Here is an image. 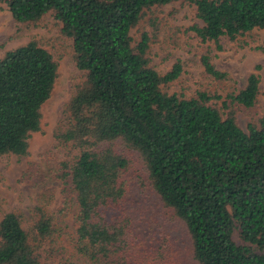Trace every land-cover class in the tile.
Masks as SVG:
<instances>
[{
	"label": "trees",
	"instance_id": "obj_1",
	"mask_svg": "<svg viewBox=\"0 0 264 264\" xmlns=\"http://www.w3.org/2000/svg\"><path fill=\"white\" fill-rule=\"evenodd\" d=\"M0 1L18 22L36 23L52 12L84 73L58 139L79 150L62 162L61 176L69 185L66 208L75 195L76 250L87 264H168L171 257L149 252L134 231L128 206L133 162L116 144L139 154L165 207L186 224L199 264H264V116L244 130L233 108L257 103L259 75L250 74L244 88L229 94L223 111L211 103L218 95L164 92L161 86L182 74V63L160 75L150 64L148 33L134 45L131 30L145 10L175 0ZM183 1L196 7L198 37L219 50L223 38L240 41L264 30V0ZM201 63L215 80L229 79L210 52ZM57 78L58 62L36 41L0 58V157L28 153ZM37 213L28 229L16 213L0 221V264L52 263L54 218Z\"/></svg>",
	"mask_w": 264,
	"mask_h": 264
},
{
	"label": "rangeland",
	"instance_id": "obj_2",
	"mask_svg": "<svg viewBox=\"0 0 264 264\" xmlns=\"http://www.w3.org/2000/svg\"><path fill=\"white\" fill-rule=\"evenodd\" d=\"M197 24L201 21L196 17V7L175 0L145 10L131 35L137 45L142 34L148 33L150 64L160 75L170 71L176 62L182 63L180 77L161 86L169 94L190 98L199 90L205 91L221 97L212 99L211 103L222 110L223 101L244 88L250 74L259 75L261 92L257 103L251 108L233 106L238 124L247 130L250 123L258 124L264 116V30L256 29L240 38L245 43L243 47L240 41L223 38V49L219 50L214 42H204L198 37L193 29ZM30 41H36L54 56L58 62V78L52 96L42 107L41 130L30 137L28 153L0 157V221L7 213H16L22 216L23 227L28 229L37 217V210L43 209L52 215L56 227L53 238L56 253L50 264H87L76 250L75 195H70L72 200L66 208L64 201L69 185L61 176L62 162L74 160L79 150L58 139L65 127L66 108L84 81V73L75 65L73 41L62 34L52 12L36 23L18 22L7 4L0 1V58ZM207 52L229 79L215 80L206 73L201 57ZM116 145L133 162L129 172L128 206L136 235L149 252L170 254L168 264H199L194 258L186 224L165 207L148 179L139 154ZM233 238L242 243L238 231Z\"/></svg>",
	"mask_w": 264,
	"mask_h": 264
}]
</instances>
